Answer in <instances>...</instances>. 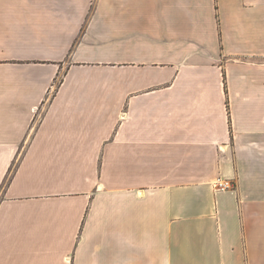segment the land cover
I'll use <instances>...</instances> for the list:
<instances>
[{
	"label": "crops",
	"instance_id": "1",
	"mask_svg": "<svg viewBox=\"0 0 264 264\" xmlns=\"http://www.w3.org/2000/svg\"><path fill=\"white\" fill-rule=\"evenodd\" d=\"M0 264H264V0H0Z\"/></svg>",
	"mask_w": 264,
	"mask_h": 264
},
{
	"label": "built area",
	"instance_id": "2",
	"mask_svg": "<svg viewBox=\"0 0 264 264\" xmlns=\"http://www.w3.org/2000/svg\"><path fill=\"white\" fill-rule=\"evenodd\" d=\"M213 187L215 189H219V190H227V189H231L232 185H231V183L229 181L217 179L213 183Z\"/></svg>",
	"mask_w": 264,
	"mask_h": 264
}]
</instances>
